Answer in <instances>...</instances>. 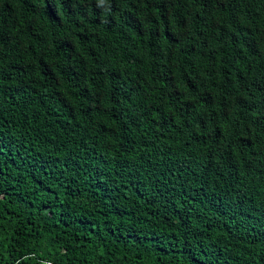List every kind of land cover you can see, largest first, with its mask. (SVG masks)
<instances>
[{"label":"trees","instance_id":"16d2710c","mask_svg":"<svg viewBox=\"0 0 264 264\" xmlns=\"http://www.w3.org/2000/svg\"><path fill=\"white\" fill-rule=\"evenodd\" d=\"M0 264H264V0H0Z\"/></svg>","mask_w":264,"mask_h":264}]
</instances>
